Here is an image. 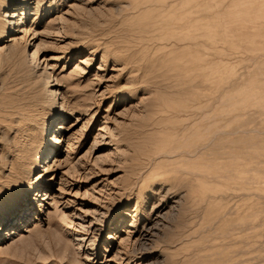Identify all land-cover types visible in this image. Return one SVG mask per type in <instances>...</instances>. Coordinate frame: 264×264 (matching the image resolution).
<instances>
[{"label":"rangeland","instance_id":"1","mask_svg":"<svg viewBox=\"0 0 264 264\" xmlns=\"http://www.w3.org/2000/svg\"><path fill=\"white\" fill-rule=\"evenodd\" d=\"M27 1L7 40L0 0V198L36 210L0 264H264L263 0Z\"/></svg>","mask_w":264,"mask_h":264},{"label":"bare ground","instance_id":"2","mask_svg":"<svg viewBox=\"0 0 264 264\" xmlns=\"http://www.w3.org/2000/svg\"><path fill=\"white\" fill-rule=\"evenodd\" d=\"M263 3H264V0H263ZM26 4H28V1L27 0H14V4L11 5L10 8H12V9L8 12L7 19H6V22L8 23V26H7V29H6L7 31L6 32H8V33H7V35L5 37L7 38V40H9V39H11L13 37L12 31H14V33H15V31H16V24L18 23L17 22L18 21V18H20V16H22V15H25V6H26ZM247 7H249V5ZM23 8H24V10H23ZM249 8H251V7H249ZM20 10H23V11L21 12ZM16 48H14V49H16ZM32 54H33V57L35 58V56H36L35 51H33ZM86 57H83L80 60V64L82 66H84L86 64H90V61L89 60H91L92 57L91 56H87V55H86ZM31 62L33 63V61H31ZM100 70H102V69H100ZM55 85H56V82H54V79H52L51 77L47 78L46 82L43 83V87L45 89H47V87H49V86L51 87L50 88L51 91L49 93H46V96H47V98L50 101L52 99L56 98V100L53 103V105L55 103L57 104V103H60L61 102V105L58 104L57 106H58V110L61 108V110L58 112L59 115H60L58 118L59 119H62V121L57 126H58L59 129H63L65 127V125L63 124L64 121H65V118L68 115H70V113H67V112H65L63 110L65 104H64L63 100L62 101H59V96H58L59 94H58V90L54 88ZM54 131H55V128H52L51 131L48 130L46 132V134H45V141L41 145L40 151L36 155L37 160H38V157L40 156L39 153L43 154L45 158H49V163L55 158V154H54L55 149H54V147H56L58 145L59 140H60V138L63 135V132H59L57 135L54 136ZM53 136H54V138H52ZM52 140H53V143H52ZM55 144H57V145H55ZM39 191H42V190L39 189ZM36 194L38 196L40 194V192H36ZM47 194L48 193L45 192V195H47ZM47 198L49 199L50 197L48 196ZM35 199H37V198H35ZM19 200H20V195L18 197L15 196V197H10L9 198V201L8 202H9L10 205L12 204L11 213L9 215L2 216L3 218H2V220L0 222L1 223L0 225L3 226V230L2 231H4V230L6 231V232L4 231V235H5L4 237H8V234H10L11 231L14 230L15 227H17V226H19L21 224V221L27 216L28 211H34V210H36V207L33 206L32 208L27 209V211H22V207L24 208L25 206L22 205ZM10 205L8 206V204H6V202L4 201V199L0 198V214L3 215V213L7 212V210L10 207ZM30 206H31V204H30ZM125 216H126L125 212H121V214H120L119 217L122 218V217H125Z\"/></svg>","mask_w":264,"mask_h":264}]
</instances>
